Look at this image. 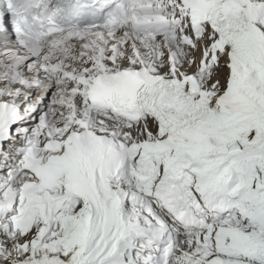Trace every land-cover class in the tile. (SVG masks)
<instances>
[{
  "label": "snow or ice",
  "instance_id": "obj_1",
  "mask_svg": "<svg viewBox=\"0 0 264 264\" xmlns=\"http://www.w3.org/2000/svg\"><path fill=\"white\" fill-rule=\"evenodd\" d=\"M0 264H264V0H0Z\"/></svg>",
  "mask_w": 264,
  "mask_h": 264
}]
</instances>
